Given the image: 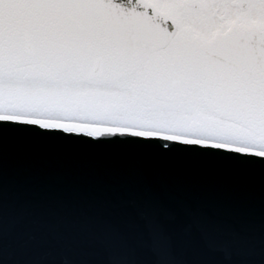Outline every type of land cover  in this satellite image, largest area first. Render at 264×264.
I'll return each instance as SVG.
<instances>
[{
	"label": "snow or ice",
	"instance_id": "1",
	"mask_svg": "<svg viewBox=\"0 0 264 264\" xmlns=\"http://www.w3.org/2000/svg\"><path fill=\"white\" fill-rule=\"evenodd\" d=\"M8 132L162 145L264 171V0H0ZM151 248L105 264H206L178 260L159 225Z\"/></svg>",
	"mask_w": 264,
	"mask_h": 264
},
{
	"label": "water",
	"instance_id": "2",
	"mask_svg": "<svg viewBox=\"0 0 264 264\" xmlns=\"http://www.w3.org/2000/svg\"><path fill=\"white\" fill-rule=\"evenodd\" d=\"M153 225L178 260L264 264V171L162 145L0 138V264L147 258Z\"/></svg>",
	"mask_w": 264,
	"mask_h": 264
}]
</instances>
